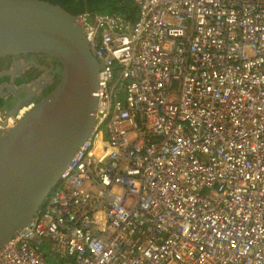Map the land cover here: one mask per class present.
<instances>
[{"label":"built area","instance_id":"2783aa9c","mask_svg":"<svg viewBox=\"0 0 264 264\" xmlns=\"http://www.w3.org/2000/svg\"><path fill=\"white\" fill-rule=\"evenodd\" d=\"M132 2L73 15L95 123L0 264H264V0Z\"/></svg>","mask_w":264,"mask_h":264},{"label":"water","instance_id":"95a60500","mask_svg":"<svg viewBox=\"0 0 264 264\" xmlns=\"http://www.w3.org/2000/svg\"><path fill=\"white\" fill-rule=\"evenodd\" d=\"M20 53L49 55L61 70L41 100L0 130V248L38 212L89 137L99 94V62L61 5L0 0V58ZM17 64L6 72L13 75Z\"/></svg>","mask_w":264,"mask_h":264},{"label":"flooded vegetation","instance_id":"af4514ba","mask_svg":"<svg viewBox=\"0 0 264 264\" xmlns=\"http://www.w3.org/2000/svg\"><path fill=\"white\" fill-rule=\"evenodd\" d=\"M15 61L18 66L12 75L6 71L13 68ZM60 70L61 65L57 60L44 53H20L1 58L0 76H7V79L0 84V95L5 100V105L0 108V126L4 125L2 122L8 115H12L22 105L17 106L20 100L28 99V103L33 104L41 100L58 81ZM20 79L22 81H18Z\"/></svg>","mask_w":264,"mask_h":264},{"label":"trees","instance_id":"16d2710c","mask_svg":"<svg viewBox=\"0 0 264 264\" xmlns=\"http://www.w3.org/2000/svg\"><path fill=\"white\" fill-rule=\"evenodd\" d=\"M51 3L59 4L71 14L75 15L83 10L100 12H118L124 16L134 18L137 6L132 0H48ZM1 59V58H0ZM4 59L3 61H5ZM60 65V62L57 61ZM7 79V76H0V84ZM22 81V79L18 80ZM5 105L4 98L0 95V108Z\"/></svg>","mask_w":264,"mask_h":264},{"label":"bare ground","instance_id":"6f19581e","mask_svg":"<svg viewBox=\"0 0 264 264\" xmlns=\"http://www.w3.org/2000/svg\"><path fill=\"white\" fill-rule=\"evenodd\" d=\"M17 111V110H16ZM15 111V112H16ZM14 111H12V113H13ZM15 112L12 114V115H8L7 116V118H6V120L4 121V122H2V124H4L3 126H0V127H2V129H6V128H9L10 126H7L8 125V118L9 117H11V116H13L14 114H15ZM1 121V120H0ZM11 123H12V119L9 121V124L11 125ZM1 130V129H0Z\"/></svg>","mask_w":264,"mask_h":264},{"label":"rangeland","instance_id":"374dc122","mask_svg":"<svg viewBox=\"0 0 264 264\" xmlns=\"http://www.w3.org/2000/svg\"><path fill=\"white\" fill-rule=\"evenodd\" d=\"M5 112V111H4ZM4 112H2V113H4ZM53 263L54 264H60L59 262H58V260H56L55 258H53Z\"/></svg>","mask_w":264,"mask_h":264}]
</instances>
